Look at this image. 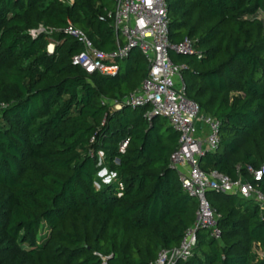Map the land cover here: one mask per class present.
Wrapping results in <instances>:
<instances>
[{"label":"trees","instance_id":"trees-1","mask_svg":"<svg viewBox=\"0 0 264 264\" xmlns=\"http://www.w3.org/2000/svg\"><path fill=\"white\" fill-rule=\"evenodd\" d=\"M165 2L170 43L191 40V52L169 49L185 95L219 121L199 166L264 193V173L255 180L246 169L264 162V0ZM112 3L0 0V264H150L193 222L196 199L169 160L177 131L162 115L148 118V104L111 102L144 77L140 49L116 58L114 74L71 61L81 45L63 31L68 21L96 47H116ZM39 26L53 29L50 52L48 34L31 32ZM205 197L219 237L198 227L177 264H264L257 203L216 189Z\"/></svg>","mask_w":264,"mask_h":264},{"label":"built area","instance_id":"built-area-1","mask_svg":"<svg viewBox=\"0 0 264 264\" xmlns=\"http://www.w3.org/2000/svg\"><path fill=\"white\" fill-rule=\"evenodd\" d=\"M69 3L72 0H62ZM110 19L116 47L102 50L91 42L87 35L70 21L63 31L73 36L81 45L71 56V61L86 72L98 71L114 74L118 70L116 58L123 57L128 50L137 46L147 61V69L140 83L118 101L111 100L114 107L121 103L132 106L148 104L145 115L164 116L177 131V144L170 152V164L175 168L181 187L196 199V209L191 225L183 231L180 241L173 247H159L150 264H177L192 254L196 242V229H207L210 236L219 237L216 224L218 212L207 201L205 191L216 189L229 193H238L252 198L258 206L264 220V193L242 176L231 178L215 169H202L197 158L207 150L217 146L218 119L200 110L199 105L185 95V86L179 72V66L169 56V49L191 52V40L184 37L181 41L170 43L168 38V17L165 0H113L106 10ZM46 29L39 26L31 29L36 32ZM53 30L52 28H50ZM52 45V43H50ZM52 46L48 49L50 52ZM107 100L103 97V101ZM126 139L119 142L123 150ZM253 179H259L264 173V162L257 167L246 165ZM259 254L262 251L257 249Z\"/></svg>","mask_w":264,"mask_h":264},{"label":"rangeland","instance_id":"rangeland-1","mask_svg":"<svg viewBox=\"0 0 264 264\" xmlns=\"http://www.w3.org/2000/svg\"><path fill=\"white\" fill-rule=\"evenodd\" d=\"M45 33H47L48 34V39H49V41H48V43L46 44V50L48 51V49L52 46L53 47V44L55 43V41H56V38H55V36L53 35V30H51V29H42ZM50 43H52V45L50 44ZM98 155H100V152H98ZM99 175H102L103 173H104V169H101L99 172ZM111 176H112V174H109V175H105L104 177H103V180H108L109 178H111Z\"/></svg>","mask_w":264,"mask_h":264}]
</instances>
